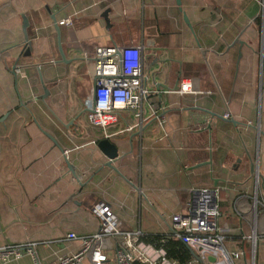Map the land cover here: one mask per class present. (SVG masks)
Masks as SVG:
<instances>
[{
  "label": "crops",
  "instance_id": "1",
  "mask_svg": "<svg viewBox=\"0 0 264 264\" xmlns=\"http://www.w3.org/2000/svg\"><path fill=\"white\" fill-rule=\"evenodd\" d=\"M98 46L139 47L152 91L104 127L90 116ZM263 83L264 0H0V246L35 243L0 264L74 253L66 234L94 233L96 204L120 229L167 235L192 188L219 190L235 263L264 264Z\"/></svg>",
  "mask_w": 264,
  "mask_h": 264
},
{
  "label": "built area",
  "instance_id": "2",
  "mask_svg": "<svg viewBox=\"0 0 264 264\" xmlns=\"http://www.w3.org/2000/svg\"><path fill=\"white\" fill-rule=\"evenodd\" d=\"M71 18L60 20L59 24L70 25ZM92 83V121L105 126L115 121L113 112L119 109H140L142 100L150 91L144 86L141 66V50L136 46H98L95 50ZM264 89V83H263ZM135 116L140 117L139 111ZM229 118L226 112L223 115ZM257 179V174L255 175ZM189 200L179 213L171 216L170 233L167 237L177 239L189 248L192 258L186 263L167 255L158 242L144 240L138 230L118 228L116 217L108 206L96 204L91 207L99 220V228L92 234L78 236L66 234L67 239H79L80 248L72 254L59 257L53 264H82L89 255L91 264H106L109 251L113 250L115 264H236L242 258V249L229 250L225 246L228 230L219 226V190L214 188H192L188 190ZM256 199L253 211L256 214ZM264 212V203H259ZM253 235L242 238H252ZM113 240V247L109 244ZM35 243L6 244L0 246V263L33 253ZM245 264H253L245 260Z\"/></svg>",
  "mask_w": 264,
  "mask_h": 264
},
{
  "label": "trees",
  "instance_id": "3",
  "mask_svg": "<svg viewBox=\"0 0 264 264\" xmlns=\"http://www.w3.org/2000/svg\"><path fill=\"white\" fill-rule=\"evenodd\" d=\"M142 238L146 241H159L161 238H164V241L161 243V245L166 250L167 255L177 259L180 263H186L192 258V253L185 244L179 240L167 237L166 234L149 233L143 235Z\"/></svg>",
  "mask_w": 264,
  "mask_h": 264
},
{
  "label": "water",
  "instance_id": "4",
  "mask_svg": "<svg viewBox=\"0 0 264 264\" xmlns=\"http://www.w3.org/2000/svg\"><path fill=\"white\" fill-rule=\"evenodd\" d=\"M177 4H179V0H176ZM62 58H64L63 54L61 53ZM14 71V68H13ZM99 148L105 153L108 157L109 161L114 160L117 155V150L114 144L110 143L107 138H102L98 142Z\"/></svg>",
  "mask_w": 264,
  "mask_h": 264
},
{
  "label": "rangeland",
  "instance_id": "5",
  "mask_svg": "<svg viewBox=\"0 0 264 264\" xmlns=\"http://www.w3.org/2000/svg\"><path fill=\"white\" fill-rule=\"evenodd\" d=\"M227 210H232V207L231 205L228 206ZM246 216L250 218V220L252 219V211H251V205H249V208L246 212ZM262 220L261 218V215L259 214V217H258V223Z\"/></svg>",
  "mask_w": 264,
  "mask_h": 264
}]
</instances>
